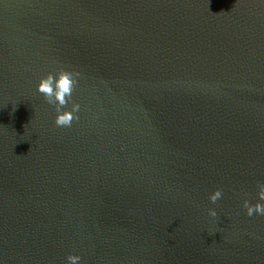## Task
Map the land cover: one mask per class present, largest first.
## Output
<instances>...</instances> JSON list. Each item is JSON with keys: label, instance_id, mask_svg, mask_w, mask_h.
<instances>
[{"label": "water", "instance_id": "water-1", "mask_svg": "<svg viewBox=\"0 0 264 264\" xmlns=\"http://www.w3.org/2000/svg\"><path fill=\"white\" fill-rule=\"evenodd\" d=\"M261 185L264 0H0V264H264Z\"/></svg>", "mask_w": 264, "mask_h": 264}, {"label": "clouds", "instance_id": "clouds-1", "mask_svg": "<svg viewBox=\"0 0 264 264\" xmlns=\"http://www.w3.org/2000/svg\"><path fill=\"white\" fill-rule=\"evenodd\" d=\"M76 82L73 79V73L71 71L62 69L55 75L49 73L45 77H41L39 83L36 86V90L43 94L46 98H51L60 107L57 109L55 123L57 126H71L73 119L79 117H73L68 111H61L60 108L67 103L65 97H70L73 91V86ZM259 200L255 204H251L248 201L244 202V208L249 217L255 215L264 216V185L260 186V190L257 193ZM222 197V190L217 189L214 194L210 197L211 200L216 201ZM215 215V212L212 213ZM81 257L78 255H69L67 260L70 264H77Z\"/></svg>", "mask_w": 264, "mask_h": 264}]
</instances>
